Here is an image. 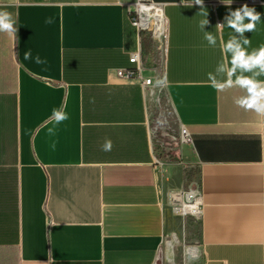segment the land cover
Wrapping results in <instances>:
<instances>
[{"label": "crops", "instance_id": "0c3cea01", "mask_svg": "<svg viewBox=\"0 0 264 264\" xmlns=\"http://www.w3.org/2000/svg\"><path fill=\"white\" fill-rule=\"evenodd\" d=\"M138 1L0 0L17 29L0 32V264H156L178 232L164 191L195 183L202 212L188 264H264V114L236 103L245 89L209 80L231 59L225 17L245 3L145 0L166 19L159 80L131 22ZM247 5L261 14L244 33L251 53L264 45V0ZM137 46L149 86L115 73ZM160 89L192 135L172 159L150 124ZM191 166L196 181L185 178Z\"/></svg>", "mask_w": 264, "mask_h": 264}, {"label": "clouds", "instance_id": "9594fccd", "mask_svg": "<svg viewBox=\"0 0 264 264\" xmlns=\"http://www.w3.org/2000/svg\"><path fill=\"white\" fill-rule=\"evenodd\" d=\"M225 5H231L232 0H223ZM195 4H203V0H195ZM207 16L208 14L205 13ZM261 14L255 11V8L249 7L247 4L231 11L225 21L229 28L234 30L229 40L223 44L222 51L227 57L231 56L230 61L221 63L216 68L215 74L209 73L211 86L217 91H224L231 87H240L246 90L247 95L239 98L236 103L246 110H255L258 114H264V81H259L256 77L264 75V45L259 49L249 53L245 46L250 44V40L244 36L245 32L255 30L256 23L260 20ZM245 20L248 22L245 23ZM46 23H52L51 19H47ZM209 24V20L200 21V28L205 30ZM15 20L12 15L6 12H0V32L11 33L15 35L17 29L14 27ZM224 24H218V27ZM204 38L210 46H215L216 37L209 31L204 32ZM32 58L31 51L24 53V59ZM36 63H43L39 56L36 57ZM229 64L231 65L229 67ZM252 73L251 76H245L244 73ZM227 79H219L222 77ZM235 77V79H233ZM54 118L56 121H62L68 118L66 113L54 110ZM105 150L110 148V142H106Z\"/></svg>", "mask_w": 264, "mask_h": 264}, {"label": "rangeland", "instance_id": "374dc122", "mask_svg": "<svg viewBox=\"0 0 264 264\" xmlns=\"http://www.w3.org/2000/svg\"><path fill=\"white\" fill-rule=\"evenodd\" d=\"M148 57L149 66L154 68L159 80H161L165 55L158 48L156 42L153 43L152 52L149 53ZM150 124L159 156L172 159V151L181 145L179 135L180 126L161 89L157 98L156 107L151 111ZM186 170L185 178L189 181H196L197 168L191 166ZM172 191L174 190L168 189L164 191V201L170 209L169 196ZM175 216L178 232L165 235L161 253L156 264H188L189 258L195 252L199 218Z\"/></svg>", "mask_w": 264, "mask_h": 264}, {"label": "built area", "instance_id": "2783aa9c", "mask_svg": "<svg viewBox=\"0 0 264 264\" xmlns=\"http://www.w3.org/2000/svg\"><path fill=\"white\" fill-rule=\"evenodd\" d=\"M138 2L154 5L156 7L162 6L160 3H155L151 1L139 0ZM261 0H243L245 4H255L259 3ZM132 25L138 30H145L149 32L150 38L153 42H156L158 48H160L165 55L166 42H167V31L165 33L157 36L155 34V28L150 23L145 24L141 14L135 10L133 11ZM128 67H121L115 69V73L118 77L124 78H139L143 86H149L152 84L151 77H145L142 75L144 67L142 66L141 58V48L137 46L133 51L128 54ZM180 142L181 144H190L192 142V135L186 127L180 126ZM169 203L171 205L172 212L175 215L182 217L191 216L198 217L202 212V198L200 191L198 190V185L192 184L187 188H182L179 190H174L170 193Z\"/></svg>", "mask_w": 264, "mask_h": 264}, {"label": "bare ground", "instance_id": "6f19581e", "mask_svg": "<svg viewBox=\"0 0 264 264\" xmlns=\"http://www.w3.org/2000/svg\"><path fill=\"white\" fill-rule=\"evenodd\" d=\"M137 10L145 24H151L155 28V34L159 36L166 32V19L163 14L162 6L148 5L140 2L135 3Z\"/></svg>", "mask_w": 264, "mask_h": 264}, {"label": "trees", "instance_id": "16d2710c", "mask_svg": "<svg viewBox=\"0 0 264 264\" xmlns=\"http://www.w3.org/2000/svg\"><path fill=\"white\" fill-rule=\"evenodd\" d=\"M142 57H145L148 53L152 52V41L148 31L140 30Z\"/></svg>", "mask_w": 264, "mask_h": 264}]
</instances>
